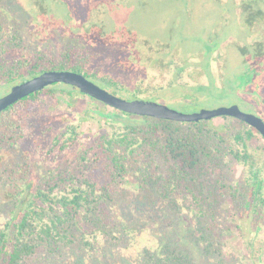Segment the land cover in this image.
I'll use <instances>...</instances> for the list:
<instances>
[{"label":"trees","instance_id":"1","mask_svg":"<svg viewBox=\"0 0 264 264\" xmlns=\"http://www.w3.org/2000/svg\"><path fill=\"white\" fill-rule=\"evenodd\" d=\"M241 9L260 8L248 4ZM250 17L247 22L258 15ZM69 30L78 37V32L85 29L77 26ZM87 30L95 33L93 29ZM96 34V39L89 37L86 41L95 45L116 41L101 37L98 31ZM21 44L20 27L13 25L7 9H0V87H11L45 71H70L115 96L126 90L108 74L89 70L93 56L80 50H69L62 57L43 53L29 59L11 57V51ZM121 48L126 57L134 58L136 64L140 62L139 66H146L148 62L151 67H159L160 74H169L164 85L137 83L132 91L135 99L151 100L154 94L161 95L180 85L184 75L198 74L188 59L155 61L140 55L139 49ZM254 73L246 80L247 89L253 86L247 92L264 103L261 94L264 72L260 78L256 77V70ZM59 90L72 100L85 96L70 86L54 84L18 101L0 113V146L23 136L16 130L22 123V113L29 110V103L46 102ZM89 99L105 108L102 103ZM239 101L248 108L255 107L242 98ZM83 113L86 117L90 115L88 109ZM95 113L104 119L108 129L95 134V139L77 154L72 170L64 167L46 175L36 185L30 180L26 182V167L9 172L8 176L18 185H15L14 210L0 228V264H24L26 259L35 256L38 263L47 256L61 255L66 248H76L75 264H81L83 258L92 263L99 262L101 257L106 260L110 253L117 255L116 249L128 256L130 264H198L190 245L197 248L204 262L219 263L224 231L216 230L218 195L215 189L211 191L207 180L215 172L232 166L242 168L243 174L230 183L221 179L217 185L227 182L222 187L226 188L234 212L254 217L256 224L263 218L264 167L251 152V142L260 135L254 128L229 117H220L229 123L215 125L213 119L178 123L118 111L102 113L98 108ZM18 116L20 120L15 121ZM78 134L73 125H67L64 132L56 135L55 146L60 145V151L67 150ZM144 149L150 154L145 155ZM163 164L168 167L167 177L161 174ZM180 188L199 206L197 212L192 206H186V215L182 213V207L175 200ZM166 200L169 201L166 203ZM126 203L142 209L163 229L156 245H142L146 230L142 223L131 221L118 211ZM184 224L185 235L180 236Z\"/></svg>","mask_w":264,"mask_h":264},{"label":"rangeland","instance_id":"2","mask_svg":"<svg viewBox=\"0 0 264 264\" xmlns=\"http://www.w3.org/2000/svg\"><path fill=\"white\" fill-rule=\"evenodd\" d=\"M220 1L0 0V9L8 10L11 22L20 27L22 35L21 47L12 50L11 57L29 59L40 53L62 57L69 50H80L82 54L93 56L89 70L99 75L108 74L124 85L126 90L118 96L126 100L135 99L132 91L140 81L153 86L164 85L169 74H160L159 67H151L148 62L146 66H139L140 62L136 64L134 58L121 54L117 44L120 47L128 46L129 50L139 49L140 55L155 61L188 59L198 74L191 77L184 75L180 85L177 84L161 95L154 94V98L148 101L163 104L184 114L237 105L245 113L261 116L242 104L239 101L242 98L249 102L248 105L253 104L262 110L264 116V103L247 92L253 86L247 90L246 80L255 74L257 63L252 55L248 56L250 53L240 51L241 48L248 51L249 31L245 12L236 10L248 4L253 8L258 6L263 9L264 1ZM77 26L85 29L78 32L81 35L78 37L69 30ZM64 29L68 31L67 34ZM86 29H93L95 33ZM97 31L105 39H115L117 44L108 41L98 46L84 40L89 37L96 39ZM254 31L264 37V26ZM19 83L21 82L16 84ZM11 87H0V97L7 94ZM261 94L264 97V90ZM96 108L102 113L115 111L107 106L102 108L101 105H96L86 96L72 100L59 90L55 92V97L46 102L38 105L29 103V110L22 113L21 120L19 116L15 119L22 121L16 132L23 136L16 141L13 139L9 145L0 146V228L10 218L16 203L15 185L18 183L8 176L9 172L19 169L18 167H26V182L30 180L36 185L46 175L59 172L64 167L72 170L77 154L95 139V134L101 133L104 128L108 129L103 123L104 119L95 113ZM84 109L90 111V118L83 113ZM229 122L228 119L218 117L213 119L212 124ZM67 125H73L79 134L73 145L60 151V145L55 146L54 139L64 132ZM250 147L264 167L263 138L258 135ZM142 152L150 154L147 149ZM167 170L168 167L163 164L161 174L164 177L169 174ZM241 174L242 168L232 166L215 172L207 180L211 191L215 189L214 193L218 195L216 230L223 229L224 238L219 263L204 262L197 248L186 243L185 245H190L198 264H264V216L256 224L254 217L234 212L226 188L222 187ZM221 179L227 181L226 184L222 182L217 185V181ZM175 195L183 214L186 215V206H192V209L198 211V205H195V201L185 190L180 188ZM118 208L120 214L131 221L141 222L143 229L147 230L141 239L143 246L157 244L163 229L155 225L147 213L133 203H126L125 207ZM184 227L187 228L184 224L180 236L185 235ZM61 253L42 258L38 263L34 260L36 256L31 257L24 264H75V257L78 256L76 248H66ZM116 253L117 255L108 254L106 260L101 257L99 262L94 263L83 258L81 264H130L128 256H123L117 249ZM83 254L85 252L81 255ZM96 255L99 256V252Z\"/></svg>","mask_w":264,"mask_h":264},{"label":"water","instance_id":"3","mask_svg":"<svg viewBox=\"0 0 264 264\" xmlns=\"http://www.w3.org/2000/svg\"><path fill=\"white\" fill-rule=\"evenodd\" d=\"M54 84L70 86L73 89H77L83 95L115 111L134 116L178 123L210 121L218 117L233 118L254 128L264 140L263 119L241 111L237 105L211 110L202 109L196 113L184 114L163 104L140 99L126 100L120 98L88 80L83 75L70 71H45L38 76L12 86L7 94L0 97V113L25 97Z\"/></svg>","mask_w":264,"mask_h":264},{"label":"flooded vegetation","instance_id":"4","mask_svg":"<svg viewBox=\"0 0 264 264\" xmlns=\"http://www.w3.org/2000/svg\"><path fill=\"white\" fill-rule=\"evenodd\" d=\"M236 10H240L241 13L245 12V14H244L245 15V22H247V20L251 19L252 17H250V16H253V14L256 13L258 15L257 18L252 19V21L247 22L248 24L246 23L248 26V31H249V34L247 35L248 36V38H247L248 39V42H247L248 51H246L244 48H241L240 51L242 53H246V54L250 53L248 56L252 55V57H253L252 59H254V58L256 59L257 69H254V70H256V73H257L256 77L260 78V76L264 72V37L262 34H258L254 30L258 29V28L261 29L264 26V9L260 8V9H236ZM238 13H239V11H238ZM62 32H63V29H62ZM64 32L67 34L65 29H64ZM84 40L86 41V39H84ZM113 44H117V42H115ZM98 46H100V45H98ZM116 47L120 48L121 54H124L126 56L123 49L121 47H119L118 44L116 45ZM249 49H250V51H249ZM147 59L151 60L149 57H147ZM209 68H210V65H209ZM262 88H264V86H262ZM140 100H142V99H140ZM251 109H254L258 114H260L261 116H258V117H260L264 121V116H263L262 110H260L258 107H254V108L251 107Z\"/></svg>","mask_w":264,"mask_h":264}]
</instances>
